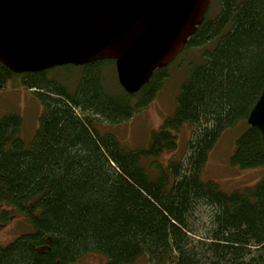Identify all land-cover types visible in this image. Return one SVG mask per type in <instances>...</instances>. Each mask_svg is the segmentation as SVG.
Instances as JSON below:
<instances>
[{
	"label": "trees",
	"instance_id": "trees-1",
	"mask_svg": "<svg viewBox=\"0 0 264 264\" xmlns=\"http://www.w3.org/2000/svg\"><path fill=\"white\" fill-rule=\"evenodd\" d=\"M218 4L173 62L188 66L187 78L143 145L102 127L148 108L170 66L129 94L111 81L113 60L83 65L73 91L53 68L18 74L0 62V87L14 82L42 105L29 141L20 115L0 118V207L27 228L0 245V264H75L90 254L108 264H264V176L236 189L202 176L222 134L240 124L230 165L264 169L261 133L247 123L264 90V0ZM188 127L186 161L165 156Z\"/></svg>",
	"mask_w": 264,
	"mask_h": 264
},
{
	"label": "water",
	"instance_id": "water-1",
	"mask_svg": "<svg viewBox=\"0 0 264 264\" xmlns=\"http://www.w3.org/2000/svg\"><path fill=\"white\" fill-rule=\"evenodd\" d=\"M212 0H0V62L21 74L115 61L129 94L169 66ZM248 124L264 142V90Z\"/></svg>",
	"mask_w": 264,
	"mask_h": 264
},
{
	"label": "rangeland",
	"instance_id": "rangeland-1",
	"mask_svg": "<svg viewBox=\"0 0 264 264\" xmlns=\"http://www.w3.org/2000/svg\"><path fill=\"white\" fill-rule=\"evenodd\" d=\"M211 7L212 14L219 13L220 5L218 0H213ZM181 63V61H177L170 65L169 74L171 77L166 80L164 87L148 108L141 110L128 122L118 125H105L102 128L115 133L117 138L125 145L137 146L144 144L148 140L151 131L157 129L164 119L171 115L174 109V100L180 83L188 75V66L179 70ZM109 70L108 67L107 71L111 81L116 83L115 67L110 72ZM82 71L83 66L66 65L53 68L50 76L58 79L73 91L79 83ZM18 87L19 85L14 82L0 87V118L9 113L20 115L24 122L21 136L25 141H29L39 125L38 120L42 112V105L31 91ZM244 130L245 124H240L236 128L227 130L222 134L218 143L208 154L202 174L204 179L216 181L226 189H236L254 186L264 176L263 168L244 171L230 165V158L234 152L236 140ZM190 137V128H185L179 135L177 150L167 153L165 156L172 157L176 155L180 158L185 157L186 161L190 155L188 151ZM4 209V207L0 208V245L27 229L26 226L21 224L22 218L18 217V215L15 217L17 218L16 222L13 219L10 222L5 221L2 213ZM107 263L106 258L90 254L85 255L75 264ZM136 264H146V261L142 259Z\"/></svg>",
	"mask_w": 264,
	"mask_h": 264
},
{
	"label": "bare ground",
	"instance_id": "bare-ground-1",
	"mask_svg": "<svg viewBox=\"0 0 264 264\" xmlns=\"http://www.w3.org/2000/svg\"><path fill=\"white\" fill-rule=\"evenodd\" d=\"M144 87V86H143ZM247 123H248V119H247Z\"/></svg>",
	"mask_w": 264,
	"mask_h": 264
}]
</instances>
